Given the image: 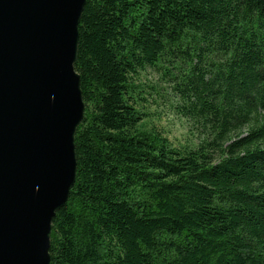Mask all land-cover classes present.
Listing matches in <instances>:
<instances>
[{"label": "trees", "instance_id": "16d2710c", "mask_svg": "<svg viewBox=\"0 0 264 264\" xmlns=\"http://www.w3.org/2000/svg\"><path fill=\"white\" fill-rule=\"evenodd\" d=\"M164 71L201 143L142 130ZM76 181L50 264H264V0H87Z\"/></svg>", "mask_w": 264, "mask_h": 264}, {"label": "water", "instance_id": "95a60500", "mask_svg": "<svg viewBox=\"0 0 264 264\" xmlns=\"http://www.w3.org/2000/svg\"><path fill=\"white\" fill-rule=\"evenodd\" d=\"M87 0H0V264H50L77 175Z\"/></svg>", "mask_w": 264, "mask_h": 264}, {"label": "rangeland", "instance_id": "374dc122", "mask_svg": "<svg viewBox=\"0 0 264 264\" xmlns=\"http://www.w3.org/2000/svg\"><path fill=\"white\" fill-rule=\"evenodd\" d=\"M135 83L134 97L143 116L142 130H155L181 151L201 143L200 129L180 114V101L164 71L149 68L135 78Z\"/></svg>", "mask_w": 264, "mask_h": 264}]
</instances>
